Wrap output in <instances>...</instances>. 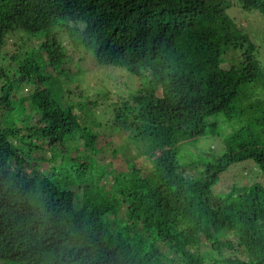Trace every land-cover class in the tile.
Listing matches in <instances>:
<instances>
[{"label": "trees", "instance_id": "obj_1", "mask_svg": "<svg viewBox=\"0 0 264 264\" xmlns=\"http://www.w3.org/2000/svg\"><path fill=\"white\" fill-rule=\"evenodd\" d=\"M232 5L0 0V264H264V184L218 188L238 163L264 175V69ZM84 48L138 85L75 92Z\"/></svg>", "mask_w": 264, "mask_h": 264}, {"label": "rangeland", "instance_id": "obj_2", "mask_svg": "<svg viewBox=\"0 0 264 264\" xmlns=\"http://www.w3.org/2000/svg\"><path fill=\"white\" fill-rule=\"evenodd\" d=\"M231 3H233L232 7L228 10V14L238 23H240L243 26H246V29L249 31L252 40L256 43L258 47V59L264 69V15L258 11V10H248L244 9L242 7V4L238 0H230ZM54 33L59 32V28H56L53 30ZM20 34H24L26 37V40H29L28 45H39L44 39L46 33L37 34L35 36L29 35L24 32H19ZM17 38L13 39V42H15ZM67 47L69 48V51L72 52L73 48L69 46L68 41H66ZM84 51H86L85 58L87 66L91 68L93 66L92 58L93 57L92 51L89 52L87 48H84ZM88 51V52H87ZM89 61V63H88ZM80 63H78L79 65ZM91 65V66H90ZM70 66V64H68ZM84 69V73L88 72L86 70L87 68L90 70L87 77H84L81 81L78 83H74L70 85V87L76 92V86H81V90L85 92L86 95L93 96V92L100 88V81L103 75H110L112 78L109 79V77L106 79V81L109 83L110 88L115 92L116 87H119V89L128 94L132 88L138 85L137 81H133L128 79V74L123 70H116L113 68H106L101 69L96 66H93L92 69L89 67L85 68L84 65H82ZM116 78H121L116 79ZM66 79H64L65 81ZM125 82L128 83V85L125 84ZM59 99V95L57 94L55 96ZM80 101V98H75V102ZM102 110V109H101ZM107 118H101L100 123L101 126H98L95 130L96 134L99 135V142L98 146L101 147L106 144V141L109 139L108 136L110 135L107 130L104 128L106 124ZM222 129L224 131H227L228 135L229 133L233 132L234 129H236L235 123H227L226 125L222 126ZM226 133V132H225ZM120 134V133H119ZM131 134V133H130ZM130 136L126 135L124 138L121 137L118 140V144L125 148L124 152L127 151V153H131L133 156H137L140 153V150L138 148V145H136L135 142H130L129 139ZM128 139V140H127ZM219 137H210V138H203L196 142V147L202 151L205 152H213V149H215L216 153L222 154L225 152L224 146L220 144ZM129 141V142H127ZM193 151V150H192ZM218 151V152H217ZM65 152L66 153V159H71L73 157V152L66 151L64 148H60L59 154ZM194 152V151H193ZM138 162H144L143 159L138 160ZM252 162H242L235 164L228 173L224 174L222 177V181L219 182V189L222 190H231L234 189L235 193H238L239 191H244L246 188L253 183H263L264 184V175L261 173L260 170H258L257 166L252 165ZM102 185V184H100Z\"/></svg>", "mask_w": 264, "mask_h": 264}]
</instances>
